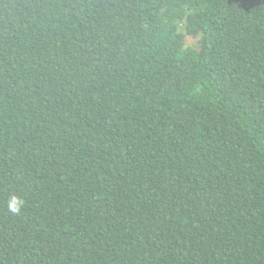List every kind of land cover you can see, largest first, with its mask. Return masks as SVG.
Returning <instances> with one entry per match:
<instances>
[{"label": "trees", "instance_id": "16d2710c", "mask_svg": "<svg viewBox=\"0 0 264 264\" xmlns=\"http://www.w3.org/2000/svg\"><path fill=\"white\" fill-rule=\"evenodd\" d=\"M0 264H264V0H0Z\"/></svg>", "mask_w": 264, "mask_h": 264}, {"label": "clouds", "instance_id": "9594fccd", "mask_svg": "<svg viewBox=\"0 0 264 264\" xmlns=\"http://www.w3.org/2000/svg\"><path fill=\"white\" fill-rule=\"evenodd\" d=\"M24 201L18 197L13 196L8 204V209L10 212L14 214H19L22 207H23Z\"/></svg>", "mask_w": 264, "mask_h": 264}, {"label": "rangeland", "instance_id": "374dc122", "mask_svg": "<svg viewBox=\"0 0 264 264\" xmlns=\"http://www.w3.org/2000/svg\"><path fill=\"white\" fill-rule=\"evenodd\" d=\"M188 44L189 45H194L195 44V40L193 38H188Z\"/></svg>", "mask_w": 264, "mask_h": 264}]
</instances>
